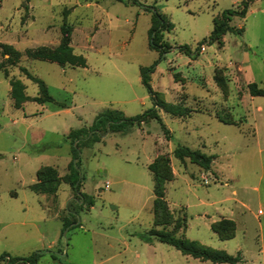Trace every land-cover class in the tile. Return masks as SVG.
Masks as SVG:
<instances>
[{"label": "rangeland", "instance_id": "obj_1", "mask_svg": "<svg viewBox=\"0 0 264 264\" xmlns=\"http://www.w3.org/2000/svg\"><path fill=\"white\" fill-rule=\"evenodd\" d=\"M246 5V17L230 23L242 32L211 43L215 17ZM148 7L174 24L164 35L172 49L162 58L150 48ZM67 36L85 68L33 57L58 49ZM4 46L19 54L16 66L9 65ZM155 63L152 89L173 114L155 106L141 81V69ZM0 65L6 66L0 72V256L40 253L38 264H215L156 239L146 242L154 229L177 227L178 237L241 253V264H261L264 216L253 190L260 160L245 123L253 116L244 95L248 83L264 89V0H0ZM22 68L45 82L52 102L37 101L46 96ZM12 79L25 87L27 100L19 105L11 97ZM257 104L264 108V97ZM154 108L161 122L109 133L81 149V191L95 197L94 207L81 211L66 181L73 161L70 132L90 127L107 109L135 117ZM260 116L264 124V112ZM179 144L214 156L210 170L176 158ZM159 157L169 159L174 175L165 190L166 224L156 221L149 171ZM47 166L60 178L55 196L31 190ZM260 186L263 192L264 181ZM232 207L236 237L221 241L212 225L227 219L218 220V213ZM65 219L77 224L60 238Z\"/></svg>", "mask_w": 264, "mask_h": 264}, {"label": "trees", "instance_id": "obj_2", "mask_svg": "<svg viewBox=\"0 0 264 264\" xmlns=\"http://www.w3.org/2000/svg\"><path fill=\"white\" fill-rule=\"evenodd\" d=\"M148 11L152 13L151 28L149 30L150 48L151 50L157 51L162 58L171 49L172 46L164 41L165 33L171 32L174 29V24L166 17L165 14L161 13L155 7H148ZM248 13V5L242 11L230 9L224 11L221 15L216 16L213 21V30L209 36L211 43H221L223 37L227 33L237 32L240 34L242 30H236L230 26L232 18L239 16L245 18ZM68 36L66 42H64L56 50H40L33 53V57L41 61L56 63L60 66L71 65L73 67H86V60L73 54V50L69 47ZM6 54L10 55L8 63L10 66H16L19 62V54L13 51L12 47L4 46ZM179 50L190 54L191 51L188 47H180ZM157 63L151 67L141 69V81L143 85L148 89L151 99L155 106H158L167 112L174 113L172 106L167 103L158 100L159 95L156 94L151 86V74L155 71ZM5 65H0V72L5 69ZM21 71L36 84L39 85L40 90L46 96L45 99L38 98L37 101L40 103L52 102V97L48 94V87L45 82L32 76L27 69L22 68ZM11 85V97L15 101L16 105L27 100L25 96V87L21 80L12 79ZM249 93L254 97H264V89L260 88L257 83H251L248 85ZM156 119L161 122L156 109H150L144 113L135 116L127 117L125 114L118 110L107 109L100 113L95 122L90 127H83L81 129L73 130L67 137L72 145L73 161L69 166V174L66 176V181L74 191L75 200L80 210H91L95 205V197L83 193L81 191V172H80V155L82 148H90L95 143L100 142L109 133H120L126 132L131 127L143 126L148 123L149 120ZM227 125H238L237 122L229 119H221ZM164 126V125H163ZM165 128V127H164ZM165 134L170 135L169 130L165 129ZM171 139V135H170ZM174 156L185 162L189 160L192 164H197L200 167L210 170L214 156H209L200 151L192 150L191 148L184 145H177L174 150ZM149 171L152 173L154 180V195L156 197L154 201V213L158 224H166L169 222L170 215L168 211V205L165 200L166 184L171 182L174 178L172 169L170 167V161L167 157H159L154 163L149 166ZM37 183L31 187V190L37 195L55 196L60 184V178L57 170L53 167L47 166L41 168L37 173ZM160 222V223H159ZM77 221L64 220L63 228L61 231L62 238L65 232L70 227H75ZM212 231L218 236L221 241H229L236 237L237 225L235 221L229 219H222L212 225ZM153 239L158 240L161 243L167 244L174 247L182 255L199 259L202 261H210L215 264H241L242 256L241 253L237 255H230L226 251L216 250L209 246L203 245L198 241H193L187 238L177 236V227L171 231L165 230H152L148 233L146 242L152 243ZM40 253H35L27 258H13L8 254L0 256V264H38Z\"/></svg>", "mask_w": 264, "mask_h": 264}, {"label": "crops", "instance_id": "obj_3", "mask_svg": "<svg viewBox=\"0 0 264 264\" xmlns=\"http://www.w3.org/2000/svg\"><path fill=\"white\" fill-rule=\"evenodd\" d=\"M250 48V47H249ZM251 84V83H248ZM260 96L258 97H254L252 96L250 93H246L244 95V104L245 106L250 105L249 103H251V113L253 116L252 121H249V119L246 117L245 119V123L247 125H249V127L252 128V131L250 132V135H252L253 139H254V143L258 148V154H259V160H260V176L258 179V186H255L253 188L254 192L258 193V203L259 207H260V211L263 213L264 216V191H261V186L260 184H262V182L264 181V133L262 132V128L264 127L263 123H260V118L262 119V117L260 116V114H262L264 112V108L260 105L257 104V102L259 101ZM254 114V115H253ZM238 126V125H236ZM249 135V133H248ZM253 143V144H254ZM236 194V192H234ZM242 208L245 210H249V207H246V204H242ZM235 209L237 208H229L227 211L226 210H222V213H218L219 218L218 220H221L222 218H227V219H231L233 221H235L234 217L236 215ZM251 211V209H250ZM216 219H213L212 222H216L218 221ZM236 222V221H235ZM261 226V235H262V248L260 249V261L261 264H264V218L263 221L259 223Z\"/></svg>", "mask_w": 264, "mask_h": 264}]
</instances>
